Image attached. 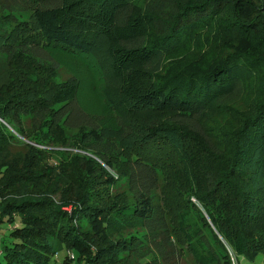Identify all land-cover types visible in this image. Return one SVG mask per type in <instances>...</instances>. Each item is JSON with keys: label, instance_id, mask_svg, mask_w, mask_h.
Returning <instances> with one entry per match:
<instances>
[{"label": "trees", "instance_id": "obj_1", "mask_svg": "<svg viewBox=\"0 0 264 264\" xmlns=\"http://www.w3.org/2000/svg\"><path fill=\"white\" fill-rule=\"evenodd\" d=\"M164 1L0 0V222L21 221L0 264H184V251L233 264L225 242L264 252V0H174L162 14ZM152 9L168 28L159 41ZM211 24L247 47L151 67ZM75 111L88 116L77 131ZM196 119L223 138L210 152ZM44 166L60 171L53 185ZM63 248L77 257L56 263Z\"/></svg>", "mask_w": 264, "mask_h": 264}, {"label": "rangeland", "instance_id": "obj_2", "mask_svg": "<svg viewBox=\"0 0 264 264\" xmlns=\"http://www.w3.org/2000/svg\"><path fill=\"white\" fill-rule=\"evenodd\" d=\"M174 0H165L164 3L162 4V8L159 9L160 13L163 14V11L166 9L167 5L171 4ZM238 5L241 4V2H237ZM146 8L149 9V5L146 3ZM151 13L147 17L148 19V24L149 26V31H148V37L149 38H155L157 41L161 40V38H157L158 35L161 32H165L168 30L167 26L163 23L162 19L152 17V13L155 11L150 10L148 11ZM128 10H124L122 12V18H126L128 16ZM167 17H171L168 15ZM189 28H187L188 30ZM186 30V31H187ZM248 45V41L244 36L241 37H234L231 34L221 32L218 30L216 24H211L208 25L207 28H193L190 31H187L186 34L180 39L179 43L175 46V48H172L170 51L165 52L160 59V57H157L151 64V67L159 72V73H164L168 67L172 65L174 62L175 67H182V66H193V65H206L211 59H213L216 55L225 52V51H230L234 48H245ZM34 51L40 55L41 60H45L48 62H51L49 59L50 57L41 49V47H36L35 45ZM174 50L176 52V55H174ZM173 64V66H174ZM57 74H55V79L56 80H63L67 77L68 73L66 70L63 68L56 66ZM110 82L112 84L116 83L115 78H111ZM251 92L249 91L248 88L246 87H241L240 90L235 95L234 98V106L237 107V105L241 102H243L247 96H249ZM227 102H231V99H227ZM73 122L72 125H74L73 130L77 131L79 124H82V122H86L88 120V116L85 114H82L81 112L75 111L73 113ZM149 115L147 114V118ZM173 120V119H172ZM149 122L152 121V119H148ZM215 125L217 126H224L225 125V120L224 119H216L214 122ZM78 125V126H77ZM192 126L195 128L204 131L200 132L201 139H202V145L205 148H201L202 152H210V149L219 141H221L223 138L221 137L220 139L216 140L217 137V131L213 127V123L209 122L205 126V130L203 127L198 123V120H193ZM90 128H86V131H89ZM216 140V141H215ZM222 142V141H221ZM224 148H225V143H224ZM195 154L201 155L200 152L195 151ZM82 164L81 162H79ZM46 165H49L46 163ZM87 168H85V172H91L92 177H96L97 179H102L100 177V171L98 168H96V165L94 163H86ZM43 171L46 172L44 179L45 181H48L50 184H54L55 181L59 180V170L57 172L53 171L52 169L45 167L43 168ZM124 185H120L119 188L121 189ZM194 200L195 197H192ZM69 208V207H67ZM17 224H21L20 217L18 214H15V219L13 221H2L0 222V247L2 246V243L4 242H9L11 240V236L9 235V231L13 226H16ZM226 247L233 251L234 249L232 246L225 242ZM229 250V251H230ZM64 248L59 251V254L57 256H54L56 258V263H58L63 255H64ZM74 254L77 253L73 251ZM237 261L238 264H264V252L258 253L255 257L253 258H247L244 255H237ZM183 262L184 264H193V259L190 253L187 251L183 252L182 255ZM53 260H51L50 263H52ZM73 264H78V261L75 259L73 261Z\"/></svg>", "mask_w": 264, "mask_h": 264}, {"label": "built area", "instance_id": "obj_3", "mask_svg": "<svg viewBox=\"0 0 264 264\" xmlns=\"http://www.w3.org/2000/svg\"><path fill=\"white\" fill-rule=\"evenodd\" d=\"M230 250V249H229ZM66 254L70 257L73 256V253L71 250L69 249H66ZM230 253H231V256H232V261H233V264H238V261H237V256H236V253L233 251L230 250ZM59 254V251H55L54 255L57 256Z\"/></svg>", "mask_w": 264, "mask_h": 264}]
</instances>
